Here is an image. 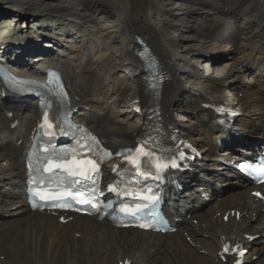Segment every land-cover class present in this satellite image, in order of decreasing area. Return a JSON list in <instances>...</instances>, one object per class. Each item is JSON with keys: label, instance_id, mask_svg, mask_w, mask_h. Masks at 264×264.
I'll list each match as a JSON object with an SVG mask.
<instances>
[{"label": "bare ground", "instance_id": "6f19581e", "mask_svg": "<svg viewBox=\"0 0 264 264\" xmlns=\"http://www.w3.org/2000/svg\"><path fill=\"white\" fill-rule=\"evenodd\" d=\"M3 2L14 6L16 11L24 12L30 7L36 12L61 13L89 28V44L77 60H60L37 51L39 66L35 73L40 74L51 63L61 69L74 106L82 108L77 119L85 122L111 148L132 143L135 133L148 126L145 117L139 115L134 124L112 115L121 99L128 107L147 102L141 63L133 53L137 46L135 35L143 37L168 75L161 99L167 119L179 135L200 147L204 157L194 162V172L186 179V191L173 198L175 216L180 218L179 228L173 233L117 229L104 220L78 215L59 223L53 215L29 211L22 198L23 157L36 124L35 102L13 101L7 99V94L1 96L0 264H226L218 255L226 240L248 248L243 264H264V185L255 187L238 181L233 190L217 194L207 208L195 211L203 200L197 198V190L202 188L205 192L218 183L230 184L232 177L227 163L253 150L254 142L263 136L264 79L252 84L236 81L250 66L264 71V0H194V4L208 10L206 14L212 9L227 16L226 20L216 21L201 16L205 28H200V47L217 49L227 41L228 47L233 44L237 53L224 64L222 78L201 79V85L191 74L180 75L182 67L173 60L179 57L188 64L186 58L191 51L183 50L171 34L177 19L163 21L158 17L164 0ZM241 19L245 22H240ZM109 31L115 33L112 42L104 40ZM1 48L6 56L9 53L10 59L13 57L14 68L28 71L19 68L15 58L25 60L30 50L17 48L11 56V49ZM93 53H97V58H90ZM112 55L117 56L116 63H111ZM191 67L198 74L202 65ZM117 70L124 72L129 82ZM188 83L191 91L179 95V89ZM225 91L233 95L231 102ZM223 101L240 112L233 132L216 127L215 114L206 108ZM176 112L183 113L186 119L192 117L190 123L176 122ZM244 115L246 118L241 119ZM15 120L20 129L11 128ZM237 128L243 135L238 134ZM220 137L229 141L224 150L217 142ZM254 191H259L261 196L254 195ZM246 235L253 240L246 239Z\"/></svg>", "mask_w": 264, "mask_h": 264}, {"label": "rangeland", "instance_id": "374dc122", "mask_svg": "<svg viewBox=\"0 0 264 264\" xmlns=\"http://www.w3.org/2000/svg\"><path fill=\"white\" fill-rule=\"evenodd\" d=\"M201 7V5L198 6L197 4H194V0H192V2L189 0H164L162 7L163 10L159 12L158 17L163 21H170L173 18L177 19L176 26L172 28L171 34L174 35V37L180 42L183 50L184 48H187V50L189 49L188 51H191L186 58L189 61L188 64L184 63L179 57H175L173 59L176 64L178 63L179 67H182L180 75L185 73V76H187L188 72L193 71L191 65L194 64V66L202 65V67H200V71L198 72L200 78L219 79L223 77L224 64L230 62L232 57L236 56L237 53L234 47H228V43L223 42L217 49H202L200 47L201 43L198 41L200 28H205V22L201 20V16L207 15L212 17L214 21L226 20L227 17L221 12L213 11L212 9H210V13L208 12V14H206L208 10ZM240 22L243 23L245 21L244 19H241ZM13 28L22 29L23 32L19 30L17 33H24L30 37L29 40L28 37H19L17 39L18 44L15 47H7L12 51L15 49V51H17L19 50L17 48L21 47L25 48V50H30L29 55L25 57V61L21 59L23 57L15 58L16 65L23 69H25L24 64L30 69L31 67L34 68L35 66V68H37V66H39L37 64L38 61H36L38 60L37 51H41L42 53H51L52 56H56V59H68L70 61H75L81 56L87 44H89L91 36L89 28H86L82 22H77V20L73 17L47 10L36 12V10L30 7L28 9H24V12L16 11L14 6H9V4L0 0V36L12 32ZM114 36L115 33L113 31H109L104 35V40L112 42L114 40ZM22 41L25 42L20 44ZM2 46L3 45H0V50L2 49ZM200 49H202L201 52L199 51ZM14 53L16 52L13 51L12 54ZM90 58H97V53L91 54ZM110 60L111 63H116L117 56L112 55ZM116 72L122 78L125 75L123 79L129 82L124 72L121 70H117ZM252 72L254 71H251V73ZM260 78H264V73L260 76ZM255 79H257V77L254 78V76H252L249 72L248 74L241 75L238 80L244 82V84H249L250 82V84H252V81ZM183 85L186 84L183 83ZM189 91H191V87ZM224 94L226 97L233 99V95L230 92L225 91ZM1 104H3V101ZM128 108L129 107L126 106L123 99L119 100L118 104H116L113 109V116L124 119L128 124H134L136 117L129 112ZM134 113L135 112H133V114ZM176 114V121L183 124H189L192 119V117L186 119L183 113L176 112ZM242 118H246V116H241V119ZM237 129L240 130L238 134L240 133L239 135H243L241 129ZM232 187L230 190L234 189ZM207 206L204 208H207Z\"/></svg>", "mask_w": 264, "mask_h": 264}, {"label": "snow or ice", "instance_id": "6c2138e0", "mask_svg": "<svg viewBox=\"0 0 264 264\" xmlns=\"http://www.w3.org/2000/svg\"><path fill=\"white\" fill-rule=\"evenodd\" d=\"M49 127H51V125L49 124ZM138 151H140L141 153H142V155H144V156H147L148 155V153H144L143 152V149H138ZM181 158H183V153H181ZM80 163H87L88 165H90L91 166V169H92V171H95L96 170V164H95V162L94 161H86V162H84V161H81ZM132 163L134 164V165H137V164H139V161H136V160H133L132 161ZM169 165L167 164V163H165V164H163V165H161V164H157V165H155V167H157L158 169H163V168H167ZM171 166L172 167H176L177 165H176V162L175 161H172L171 162ZM53 167H56L55 165L53 166ZM141 175H145L144 173H140ZM257 195H259V193H257ZM81 203H86L87 201H83V200H81L80 201ZM142 227H145V225H141ZM228 249H227V247L225 248V251H227Z\"/></svg>", "mask_w": 264, "mask_h": 264}]
</instances>
